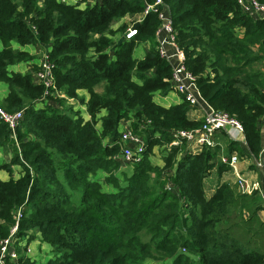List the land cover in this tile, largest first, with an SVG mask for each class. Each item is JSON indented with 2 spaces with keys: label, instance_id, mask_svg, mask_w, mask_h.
I'll use <instances>...</instances> for the list:
<instances>
[{
  "label": "trees",
  "instance_id": "1",
  "mask_svg": "<svg viewBox=\"0 0 264 264\" xmlns=\"http://www.w3.org/2000/svg\"><path fill=\"white\" fill-rule=\"evenodd\" d=\"M155 2L0 0V83L9 89L0 107L25 110L18 130L21 153L0 123V147L14 151L0 172L12 176L14 166L22 168L19 179L0 181V238L9 236L21 208L18 236L38 233L56 254L44 264H264L260 195H242L222 183L206 196L204 181L211 171L217 167L221 176L230 169L218 161L220 148L182 157V149L172 150L162 167L151 161L155 148L171 142L173 131L202 124L189 119L185 101L169 108L154 101L157 92L173 90L172 66L157 49L159 14L148 13L137 35L125 38L124 19L142 15ZM163 2L202 96L242 123L245 151L257 157L264 122V21L244 14L237 0ZM142 42L150 48L137 60ZM14 45L44 48L55 64L57 88L85 104L90 120L65 100L41 101L45 89L32 73L10 70L22 63L37 70L36 57ZM82 90L89 94L87 102L79 96ZM124 120L131 121L147 149L122 183L116 174ZM233 151L244 154L229 141ZM99 173L115 191H104ZM19 251L15 264H40Z\"/></svg>",
  "mask_w": 264,
  "mask_h": 264
},
{
  "label": "built area",
  "instance_id": "2",
  "mask_svg": "<svg viewBox=\"0 0 264 264\" xmlns=\"http://www.w3.org/2000/svg\"><path fill=\"white\" fill-rule=\"evenodd\" d=\"M61 1L66 2L67 0ZM237 3L242 12L250 18L264 21V4L258 0H237ZM73 4H77V2ZM150 12H157L161 20V26L156 33L157 49L160 56L172 66V77L170 79L172 89L181 95L191 109L200 110L203 113L200 127L193 130H176L171 133V142L163 147L165 151L164 157L176 149H182L181 154H199L205 147L217 148L219 147L216 138L218 134L225 135L231 142L247 146L242 123L230 113L214 109L202 96L197 85V76L186 68V57L177 43L169 8L164 4L163 0H156L153 5H147L141 18L143 19ZM136 35L137 28H134V25L130 26L125 32L127 40ZM54 71L55 64L50 60L46 51L40 60L38 69L32 72L34 83L43 86L45 89L41 101L54 97L55 99L65 100L69 105L78 103L74 98H69L57 88ZM24 111L22 109L11 113L0 107V123L5 124L10 130L11 139L20 153L18 130L24 118ZM119 145L120 153L117 159L123 164L133 167L143 161L147 149L145 140L131 128L121 132ZM262 153L260 158L255 157L253 154L249 155L253 157L256 167L264 174V151ZM239 161L240 157L237 154H233L230 157L221 156V162L229 167H233ZM237 188L242 195L258 193L263 203L262 211H264V188L258 185H250L244 179L237 181ZM22 218L23 210L20 208L14 215L15 224L11 228L9 236L0 238V264L17 263L21 253L19 248L22 253L31 258L32 249L29 240L34 232L28 231L22 238L18 236ZM183 252L185 251L183 250Z\"/></svg>",
  "mask_w": 264,
  "mask_h": 264
},
{
  "label": "crops",
  "instance_id": "3",
  "mask_svg": "<svg viewBox=\"0 0 264 264\" xmlns=\"http://www.w3.org/2000/svg\"><path fill=\"white\" fill-rule=\"evenodd\" d=\"M78 1L79 0H67L66 2L69 4H73V3L78 2ZM81 7L82 8L84 7L83 4L81 5ZM132 19L135 20L136 22H140L142 18H141V15L140 16L139 15L138 16H127L124 19V21L127 22L128 20H132ZM118 26L119 25H117L115 27V29ZM28 46H33V45H28ZM138 47H139V45L137 46V48L135 50L134 57L137 60H142L145 57V55L149 49L147 48L146 50H144V48H142V47L138 48ZM14 48L17 50H21V51H24L26 49V47H21L19 45H14ZM45 52H46V50L44 48H41L39 46H34V47H32V51H30L28 53L31 54L32 56L36 57V59L33 63L36 64L38 67L40 60L43 57ZM10 70L12 72L22 73V74H26L29 72L32 73L35 71L33 69L31 63H22V64H19L16 66H12V67H10ZM99 88H102V87H99ZM97 91L102 92L103 88L101 90L97 88ZM157 93L159 96V98L157 100L160 102L157 104L164 107V108H169L173 105L181 104L184 102L181 95H179L174 90L169 92L167 95H162L160 92H157ZM8 94H9L8 89H4L3 87L0 86V96H2V99L5 100L6 97L8 96ZM79 96L84 98L85 102H87L89 99V94L85 90L80 91ZM75 100L78 101V103H75L74 105H69V104H67V105L73 106L75 110H80L82 117L86 121L90 120L91 117L87 113L86 105L81 103L79 99H75ZM154 101H155V95H154ZM42 104H43L42 102H39L37 104V106L41 107V106H43ZM75 105H77V106H75ZM104 114H105V112H103V115ZM202 114H203L202 111L194 110V109L190 108L189 112H188V117L191 121L200 122V121H202V116H203ZM99 128H100V126H99ZM129 128L132 129L131 121L124 120L121 122L120 132H123ZM216 138H217V142L219 144L218 148H220V155L218 156L219 162H221V156L222 155L230 157L233 154L239 155L240 161H239V163H237L233 167H229L230 168L229 171L224 172L221 176L218 175L217 167L211 171L210 175L204 181V189H205L206 196L208 198H211L215 194L217 186L219 184H222V183H228L238 191L237 181L239 179H244L250 185H258L259 187L264 188V174L256 167L253 157H251L247 153V151H245L247 146L239 143V146L244 150L243 155H240L238 151H233L232 153H230L229 152V140H228V138L223 134H218ZM261 139H262V150L259 153V155L257 156V158H260L263 154L262 152L264 151V122H263V125L261 127ZM9 148H10V146H8V145L5 147H0V160H2L4 158V154H6V152H10ZM160 152L161 153L163 152V155L161 154L162 155L161 157H163V159H164L165 151L163 150V148H155L153 151L151 161L154 165L162 167V166H164V163H163V159L160 156H158V153L160 154ZM185 154L186 153H182L179 156L182 157ZM121 164H122L121 168L117 172L116 175L119 179L120 178L125 179V177H129L133 173V167L131 166L132 167L131 168L128 165L123 164L122 162H121ZM21 176H22V168L20 166H14L12 176L6 171L0 172V181H8L10 179V177H13L14 179H19ZM105 177H106V175L104 173H99L97 179H99L103 183ZM108 191H110V189ZM259 217L262 221H264V211H260ZM32 236H31V239L29 240L30 245H31V249H33L31 259L37 263L44 264L48 261L51 250L43 244V242L39 238L38 233L34 232L32 234Z\"/></svg>",
  "mask_w": 264,
  "mask_h": 264
},
{
  "label": "rangeland",
  "instance_id": "4",
  "mask_svg": "<svg viewBox=\"0 0 264 264\" xmlns=\"http://www.w3.org/2000/svg\"><path fill=\"white\" fill-rule=\"evenodd\" d=\"M136 21L135 20H128L127 22L126 21H124L123 23H125V24H127V26H128V28H129V26H132V25H134V23H135ZM117 26V25H116ZM116 26H114V28L116 27ZM119 27V26H118ZM117 27V28H118ZM122 37V33H117V35L115 36V38H116V40H119L120 38ZM144 46V47H143ZM24 47H26V49L24 50L25 52H30V51H32V47H34V46H24ZM139 47H142V48H144V50H146L147 48L149 49L150 48V44L147 42H142V43H140L139 44ZM138 47V48H139ZM25 65V64H24ZM0 86L1 87H3L4 89H8V86L5 84V83H0ZM98 89H102V88H98ZM8 91H9V89H8ZM159 98V96H158V93H156L155 94V102L156 103H160L157 99ZM3 101H4V99H2V96H0V104H2L3 103ZM3 108V107H2ZM10 152H6V154H4V158L2 159V160H0V164H8L10 161H11V158H12V156H13V150H12V147L10 146ZM163 155V152L161 153L160 152V154L158 153V156H162ZM157 155V154H156ZM162 159H163V157H161ZM163 163H164V159H163ZM129 167H131V166H129ZM132 168V167H131ZM120 180L122 181V183H124V179H121L120 178ZM111 186V185H110ZM109 185H104L103 184V189H104V191H106V192H113V191H115L114 190V187L113 186H111L110 187ZM110 189V191H108ZM228 223H229V221H228ZM46 247H48L50 250H51V252H50V255H49V258H48V260L49 259H52V258H54L55 257V252L53 251V249H52V247L50 246V245H48V244H45V243H43ZM32 252H33V249H32ZM31 256H32V253H31ZM147 264H159V263H154V262H152V261H150V262H148Z\"/></svg>",
  "mask_w": 264,
  "mask_h": 264
},
{
  "label": "water",
  "instance_id": "5",
  "mask_svg": "<svg viewBox=\"0 0 264 264\" xmlns=\"http://www.w3.org/2000/svg\"><path fill=\"white\" fill-rule=\"evenodd\" d=\"M139 25H140V23H139V22H138V23H136V24H134V28H137Z\"/></svg>",
  "mask_w": 264,
  "mask_h": 264
}]
</instances>
